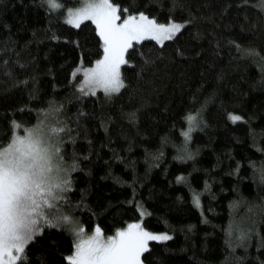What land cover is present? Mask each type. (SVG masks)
<instances>
[{"label": "trees", "instance_id": "trees-1", "mask_svg": "<svg viewBox=\"0 0 264 264\" xmlns=\"http://www.w3.org/2000/svg\"><path fill=\"white\" fill-rule=\"evenodd\" d=\"M57 2L0 0V145L49 126L70 222L171 234L143 264H264V0H110L184 22L163 44L133 42L111 94L80 87L104 41L93 20L64 19L81 0ZM70 222L44 223L23 264H71Z\"/></svg>", "mask_w": 264, "mask_h": 264}, {"label": "snow or ice", "instance_id": "snow-or-ice-1", "mask_svg": "<svg viewBox=\"0 0 264 264\" xmlns=\"http://www.w3.org/2000/svg\"><path fill=\"white\" fill-rule=\"evenodd\" d=\"M45 3L49 10L63 7L57 0H45ZM81 5L66 22L79 27L80 18L93 20L99 28L105 55L86 74L105 94L117 93L125 86L119 66L128 64L124 53L133 47V41L150 38L163 44L184 27L171 21L167 25L158 24L143 12L119 9L110 0H81ZM117 11L126 16L121 24L116 23L121 19ZM229 119L242 118L230 114ZM60 160L59 149L45 146L39 129L30 130L26 137H15L7 147L0 145V264H23V255L13 253L22 254L24 246L33 239L37 224L34 216L40 214L43 204L58 198L54 195L57 190H67L69 182L59 176ZM77 237L74 255L69 258L71 264H142V254L149 251L148 241L170 239L167 235L142 231L139 224L129 225L127 231L118 230L116 236L107 239L99 227L87 238L80 229Z\"/></svg>", "mask_w": 264, "mask_h": 264}, {"label": "rangeland", "instance_id": "rangeland-1", "mask_svg": "<svg viewBox=\"0 0 264 264\" xmlns=\"http://www.w3.org/2000/svg\"><path fill=\"white\" fill-rule=\"evenodd\" d=\"M81 6H82L81 3H79L76 6H70V7L66 8L65 13H64V19L67 21L68 18H71V13L79 10L81 8ZM117 15H120V12L119 11H117ZM149 18L150 19H153L151 17H149ZM124 19H125V17H122L121 16V19L120 20H117L116 23L117 24H121ZM84 20L85 19L80 18L79 19V24L82 21H84ZM156 22L158 24H165V25H167L169 23V22L163 23V22H158V21H156ZM171 22H174V23H177V24H183L184 25V22H182V21H175L174 20V21H171ZM71 24H74V23H71ZM141 40H138V41H141ZM156 41H158V40H156ZM133 42H136V41H133ZM125 54H126V52L124 53V59H125ZM104 55H105V53L103 54L102 59L104 58ZM96 65H97V63H95L92 67L86 69L83 72V77H82V79H81V81L79 83L81 85L80 87L85 92H96L98 89L103 90V88L101 86H99L98 84H96L94 81H90V76L86 74V73L89 72V70L95 69L96 68ZM121 66H122V64L119 66V74H121ZM36 129H39L40 130V133H41L42 139L44 140L45 146L49 147L50 149L57 148V146H58L57 145V141H56L57 138H56L55 134L53 133V130H51L50 127L47 126L44 123L40 124L37 127L26 126V127L19 128V129L15 130L14 136L12 137L11 140H13L17 136L18 137H21V138L26 137L28 135V133H29L30 130H36ZM8 145H6L4 147H7ZM53 163L54 164L57 163L55 157L53 158ZM58 163H59V167L61 168V171L59 172V176H60L61 179L62 178L64 179V176L66 175V173H65L66 165L63 162H61V161H59ZM54 195L57 196L58 198H56V199H50L48 201V203L43 204L41 206L40 214L37 215V216H34V218L37 219V224L35 226L34 235L42 228V226H43L44 223H49L53 218H57L59 220H64L66 223H68V221L69 222L71 221V219L69 218L70 217L69 213L68 212H64L61 209L62 208L61 207V204H62L63 191L62 190H57L54 193ZM48 204H51L52 207H48ZM69 224L72 225L71 226L72 227L71 230H72V232L74 234L75 242L78 240L77 233H79L80 229H83V234H84V237L85 238H87L88 236H91V235L94 234V230L95 229L88 231V230H85V228L81 224H78V223H76V224L74 223L73 224L72 222H70ZM131 224H139L140 225V230L145 231V232H148V233L153 234V235H167V236H170L171 235L168 232H154V231L146 230L144 227L141 226V223L139 221H135V222L129 223L127 226H125V227H123L122 229H119V230L120 231H127L128 230V226L131 225ZM117 231L115 233L111 234V235H106V234H104L102 232L103 233V237L105 239H107V237H114V236H116ZM150 241H152V240H150ZM150 241L147 242V247L150 245ZM13 254L14 255H20L21 253H15L14 252ZM73 255H72V257H73ZM141 260H142V256H141ZM142 264H143V262H142Z\"/></svg>", "mask_w": 264, "mask_h": 264}]
</instances>
